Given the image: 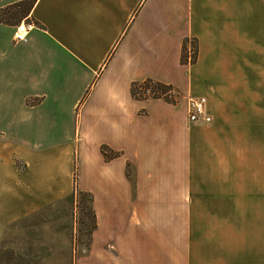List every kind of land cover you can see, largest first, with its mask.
<instances>
[{
  "label": "crops",
  "instance_id": "obj_1",
  "mask_svg": "<svg viewBox=\"0 0 264 264\" xmlns=\"http://www.w3.org/2000/svg\"><path fill=\"white\" fill-rule=\"evenodd\" d=\"M21 1L0 0V264L22 224L55 249L67 202L66 264H264V0H34L15 42ZM146 79L176 104L135 99Z\"/></svg>",
  "mask_w": 264,
  "mask_h": 264
},
{
  "label": "rangeland",
  "instance_id": "obj_2",
  "mask_svg": "<svg viewBox=\"0 0 264 264\" xmlns=\"http://www.w3.org/2000/svg\"><path fill=\"white\" fill-rule=\"evenodd\" d=\"M33 1L34 0L21 1L3 11L8 10L9 15L11 14L14 22L21 23ZM59 210L61 212H59L60 216L58 215L59 217L57 219L60 223L57 225V231L59 233L53 234V236L56 237L53 238V241L56 242L53 244L54 246L56 245L55 249H47L48 238H46L45 242L42 233L43 223L37 221V224L33 228L35 229V234L33 235L35 238L34 242L32 241V235H30L32 233V227L30 226L29 229L28 226L24 227V224H22L21 227L17 228L18 231L15 233L13 231L10 232L4 243L5 258L3 264H66L64 261L62 262V259L68 257L67 251L59 247L69 239L68 233L71 231L72 225L74 226V222H71L70 225L67 223L69 222L70 217L72 219L75 216L77 209L73 203L71 204L67 202L63 203ZM78 214L80 218L79 222L81 224V227L78 229L82 231V233L78 234V237L83 238L84 243H88V237L93 227L91 200L88 195L80 196L78 202ZM47 221L50 222V219L48 218ZM28 229L30 232H28ZM75 233L76 232L73 230V242L76 240Z\"/></svg>",
  "mask_w": 264,
  "mask_h": 264
},
{
  "label": "built area",
  "instance_id": "obj_3",
  "mask_svg": "<svg viewBox=\"0 0 264 264\" xmlns=\"http://www.w3.org/2000/svg\"><path fill=\"white\" fill-rule=\"evenodd\" d=\"M36 28V24L32 20L24 19L16 26L14 40L15 42L26 41L29 33ZM196 49L194 45L186 46V64H191L195 61ZM150 94V91H147ZM169 96L178 99L179 93L177 90L172 89L169 92ZM206 98L205 97H193L187 98V115L189 122L195 123H211L212 117L206 110Z\"/></svg>",
  "mask_w": 264,
  "mask_h": 264
},
{
  "label": "trees",
  "instance_id": "obj_4",
  "mask_svg": "<svg viewBox=\"0 0 264 264\" xmlns=\"http://www.w3.org/2000/svg\"><path fill=\"white\" fill-rule=\"evenodd\" d=\"M32 5V4H31ZM29 10V9H28ZM26 13L23 18H25ZM20 22L17 23V25ZM186 47L184 46L182 52V62L185 63ZM174 89L172 85L164 84L153 79H146L144 81L133 82L131 86L132 96L135 99H147V98H163L169 103L176 104L177 100L169 96V92ZM150 94H147V91ZM106 161H110L120 156L119 152L113 151L107 146H103L101 149ZM91 200V196L88 195ZM92 210V209H91ZM93 216V211H92Z\"/></svg>",
  "mask_w": 264,
  "mask_h": 264
}]
</instances>
